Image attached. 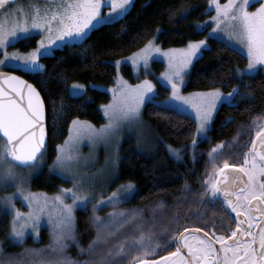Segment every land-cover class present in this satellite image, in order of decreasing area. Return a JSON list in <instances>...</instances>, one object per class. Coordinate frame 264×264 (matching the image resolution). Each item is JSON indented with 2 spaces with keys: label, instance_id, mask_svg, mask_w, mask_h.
<instances>
[{
  "label": "snow or ice",
  "instance_id": "1",
  "mask_svg": "<svg viewBox=\"0 0 264 264\" xmlns=\"http://www.w3.org/2000/svg\"><path fill=\"white\" fill-rule=\"evenodd\" d=\"M133 2L43 0L25 9L11 7L15 0H0V69L16 67L33 75L42 73L47 66L41 63V57L54 55L58 47L83 43L93 31L123 19ZM207 3L205 14L208 11L215 14L192 25L197 32L207 30L204 38L188 39L180 46L162 48L156 43L158 36H154L131 55L113 61L118 71L114 86L108 89L112 99L100 106L107 123L96 127L79 116L72 118L69 135L57 145L56 157L49 166L50 172L69 180L72 186H61L52 194L43 190L32 191L28 186L33 174H39L43 166L46 137L43 97L39 89L23 76L0 70V191L8 187L15 189L0 196V208L11 211L9 236L13 240L22 243L29 229L38 234L42 220L47 221L51 236L50 243L44 247L23 249L22 255L31 258L27 262L9 259L0 261V264H116L115 258L122 255L130 257L127 264H264V118L252 121L255 133L243 145L246 151L240 153L241 158L237 162L224 158V141L207 151L211 170L206 178H202L204 190L199 196L220 197L224 205L235 213L234 227L231 223L222 224L226 229L224 232L218 233L214 223L211 226L206 223L205 227L190 232L175 216L176 230L166 237L168 246L161 247L151 228L147 232L144 230L146 221H137L139 209L118 207L124 199L131 197L135 187L133 182L118 185L107 196L101 193L97 199L95 177L103 170L91 175L80 170L82 157L78 146L81 141L106 140L115 135L124 122L142 123L141 112L147 102L191 110L195 117V130L191 144L184 147L195 149L198 137L210 128L219 107L231 104L239 92L238 87L228 93L219 87L182 91L187 87L186 78L191 75V67L205 51L212 50L209 39L224 36L245 49L247 67L234 69L238 75L250 74L258 66L264 70V0H225L224 3L207 0ZM147 31L145 28L137 33L133 42L143 39ZM160 31L157 29V33ZM33 34L40 37L36 47L26 52L8 51L11 44ZM156 55L167 61V69L160 75L170 87V94L161 101L154 99L158 93L151 80L145 78L130 84L119 74L120 66L129 62L137 69V78L141 67L145 74L151 72L150 62ZM84 91L85 85L76 82L70 89L74 96L82 95ZM166 147L176 157L184 150L170 145ZM231 158L235 159L234 156ZM20 168L29 169V173L19 171ZM17 197L24 202L27 211L16 207ZM88 204L92 206L88 222L95 228L96 236L84 247L77 238L75 211ZM104 205H112L113 211L101 217L96 213ZM130 222L132 234L112 242L116 231ZM161 231L167 232L168 228L162 227ZM69 241L76 242L79 252L87 253L88 258L78 260L71 257L66 251ZM133 249L137 255H131ZM158 250L164 251L165 255H158ZM150 253L158 258L146 259Z\"/></svg>",
  "mask_w": 264,
  "mask_h": 264
},
{
  "label": "trees",
  "instance_id": "2",
  "mask_svg": "<svg viewBox=\"0 0 264 264\" xmlns=\"http://www.w3.org/2000/svg\"><path fill=\"white\" fill-rule=\"evenodd\" d=\"M207 4V0H134L123 19L93 31L83 43L58 47L54 55L41 57L42 64L47 66L42 73L33 75L23 72L41 92L47 109L45 165L39 174L30 179L32 189L55 192L61 185H68L66 179L50 172L49 166L56 157L57 145L68 135L73 117L79 116L96 125L104 122L100 106L107 103L111 95L106 90L91 87L90 84L113 83L116 75L113 61L143 46L157 33V29L161 30L158 41L164 47L180 46L188 39L207 36V30L197 32L192 26L195 21L210 15L211 12L205 14ZM145 28L148 29L147 35L134 43L133 37ZM37 38L38 36L33 38L32 46ZM209 44L212 50L205 51L203 57L191 67L185 90L221 87L229 91L237 85L239 92L235 95L234 102L219 107L208 135L198 139L195 149L184 147L191 144L195 119L175 108L147 102L143 108V117L151 132V146L140 149L134 146L133 139L125 138L120 147L121 159L116 182L131 181L135 187L131 197L124 199L118 207L126 210L139 209L137 221H146L144 230L147 232L150 227L160 245L163 239L160 234L165 233L161 228L167 227V232H175V216L180 218L182 227L188 225L190 209L196 206L195 200L202 199L199 193L204 190V185L198 178L201 176L202 166L206 165L201 162L203 156L192 153L208 151L220 141L226 142L223 151L243 149L247 142L245 138L253 134L252 121L264 116V71L238 77L234 69L247 63L246 56L218 38L209 39ZM153 67L159 72L163 69V64L154 62ZM123 69L125 76L133 80L131 66L126 64ZM73 82L83 83L88 87L82 95L74 96L69 91V85ZM158 89L161 95L157 98L168 95L167 88L158 84ZM229 118L232 119L229 121ZM166 145L184 150L176 157L170 154ZM112 211V205H104L98 208L96 214L105 217ZM91 215V204L77 209L75 215L77 238L84 247L96 236L95 228L88 222ZM10 221V215L0 208V261L24 259L27 262L31 258L22 255L23 249L46 246L48 229L42 228L37 240L28 237L25 243L19 244L9 236ZM128 234H132L131 222L116 231L111 240H122ZM66 251L78 260L88 258L87 253L79 252L76 242ZM136 253L134 249L131 250V255ZM115 259L116 264H126L130 257L122 255Z\"/></svg>",
  "mask_w": 264,
  "mask_h": 264
},
{
  "label": "rangeland",
  "instance_id": "3",
  "mask_svg": "<svg viewBox=\"0 0 264 264\" xmlns=\"http://www.w3.org/2000/svg\"><path fill=\"white\" fill-rule=\"evenodd\" d=\"M42 2L43 1H40V0H18L17 2L13 3L11 5V7L16 8L17 6H20L22 8L27 9V7L30 4H32V3H42ZM220 2L221 3H224L225 0H220ZM253 6H255V5H253ZM207 8H208V4H207ZM208 12H211V13L205 19H203V20H197L195 22H203V21L207 20L209 16L215 14L214 11H208ZM186 13H187V11H185V14ZM154 36H158V33H156ZM154 36H152V37H154ZM218 39L225 41L227 44H229L230 46L238 49L239 51H241L246 56L245 49L241 45H239L237 43L230 42L224 36H220ZM193 40H196V39H193ZM156 43L159 44V45H161L162 48H168V47H164L158 41V39L156 40ZM208 43H209V40H208ZM11 45L8 47V51L9 52H11L13 50H19L21 52L28 51V50H20V49H17L16 47H11ZM141 47H143V46H141ZM170 47H172V46H170ZM137 50L138 49H136L135 51H137ZM135 51H133V52H135ZM133 52H131L130 54L125 55V56H129ZM125 56H123V57H125ZM120 58H118V59H120ZM154 62H161L163 64V69L161 71H159V72H156L155 69H154V67H153V63ZM126 64H128V65L131 66L133 80L127 78L125 76V74H124L123 67ZM150 67H151V70L152 71L149 72V73H147V74H145L144 69L142 67L139 68V70H138V78H137V69H135L130 64V62H129V63L122 64L120 66V68H119V74L126 81H128L130 84L139 83L140 81L144 80L145 78L151 80L153 82V84L156 85V89L155 90L158 93V95H156L154 99L156 101L164 100L170 94V87L167 86L166 81H164L161 78V75L160 74L163 73L167 69V61H166L165 58L156 55L151 60ZM246 67H247V63L243 67H240L239 69H246ZM5 68H16V67H5ZM117 71L118 70L116 69V75H117ZM259 71H264V70H262L258 66L257 69L254 72L250 73V74H243V75H238L237 74V76L238 77H242L244 75H252V74H255V73L259 72ZM73 83H71L69 85V91H70L71 86H72ZM76 83H78V82H76ZM80 84H83V83H80ZM114 84H115V79H114L113 83H111L109 85L90 84V86L91 87L100 86V87H95V88L108 91V89H110L111 87H113ZM158 84H160L161 86H163V87H165V88L168 89V95L167 96L161 97V98H157V96L161 95V92L158 89ZM84 85H85V91H86V89H87L88 86L86 84H84ZM234 87H238V86L235 85ZM219 88H221V87H219ZM232 89L229 90V91H226V90H224V89L221 88V90L223 92H225V93H228V92L232 91ZM182 91L189 92V91L185 90V87L182 88ZM192 91H195V90H192ZM110 95H111V93H110ZM234 98H235V96H234ZM234 98L232 99L231 103L234 102ZM111 99H112V96H111L110 100ZM169 107H172V106H169ZM172 108H175V107H172ZM175 109H177V108H175ZM177 110L180 111V112L187 113L188 115L192 116L195 119L194 113L191 110H181V109H177ZM214 117H215V115H214ZM263 117H261V118H263ZM141 121H142V123H139V124H137V123H129V122L122 123L120 125V130L117 131L115 133V135H113L112 137H110V138H108L106 140H95V141L89 142L87 139H84L79 144V146H78V152L80 153V155L82 157V159L80 161V170L83 171L84 173L88 174V175H91L92 173H97V172H100L101 170H103L100 175H98V176L95 177V184H96L95 192L97 194L96 195V198L97 199H99V194L102 193L103 195L107 196L110 192H112L113 190H115L118 185L124 184V183H117L116 182V178H117L116 175H117V170H118L119 159H121L120 147H121V144H122V142H123V140L125 138H131V139H133L134 146H136V147H138L140 149H147L148 147L151 146V141H150V138H149V136L151 135V132H150L149 127L147 126V124L145 122L144 117H143V109H142V112H141ZM212 122H213V120L211 121L210 128L212 126ZM105 123H107L106 118H105V120H104V122L102 124H105ZM102 124H99V125L94 124V125L96 127H99ZM210 128L207 130V132L204 135L199 136L198 139L199 138L206 137L208 135V132H209ZM254 130H255V127H254ZM68 135H69V132H68ZM68 135H67V137H68ZM114 158L116 159L115 165L113 164V159ZM52 163L50 165H52ZM44 165H45V156L43 157V166L39 169V171H41V169L44 167ZM18 170L21 171V172H23V173H25V174H28L29 173V169H27V168H20ZM34 175L35 174H33V176ZM67 181H68V185H61V186H63V187H71L72 186L71 185V182L69 180H67ZM29 183H30V181H29ZM28 186L30 187V189L32 191H37L35 189H32L31 186H30V184ZM58 190H59V188L55 192H57ZM14 191H15L14 188L8 187V188L0 191V196L5 195L6 192H14ZM45 192H47V191H45ZM55 192H47V193L52 194V193H55ZM15 203H16V207L18 209H20L21 211H27V207L25 206L24 202L19 197H17ZM79 208L80 207H78L77 209H79ZM77 209H76V211H77ZM2 210H4L5 212H7L10 215V218H12L11 211L8 208H2ZM76 211H75V215H76ZM42 228H47L48 229L49 238H48L47 244H46V245H48L50 243L51 236H50V228H49V225H48V223H47L46 220H42V222L40 224V227H39L38 234L35 233V232H33L31 229H29L27 231V233H26L25 239L28 238V237H31L32 239L37 240L41 236ZM25 239H24V241L22 243L21 242H18V241H15L13 239H12V241L13 242H16V243H19V244H23V243L26 242ZM73 243L74 242L69 241V246L70 245L72 246ZM67 250H68V248H67Z\"/></svg>",
  "mask_w": 264,
  "mask_h": 264
},
{
  "label": "flooded vegetation",
  "instance_id": "4",
  "mask_svg": "<svg viewBox=\"0 0 264 264\" xmlns=\"http://www.w3.org/2000/svg\"><path fill=\"white\" fill-rule=\"evenodd\" d=\"M35 36H38L36 41L39 40L40 38L39 35L33 34L27 39H21L17 43L12 44L11 47H16L17 49H20V50H29L33 47H36V41H35V45L32 46V43L34 40L33 38ZM5 69L13 70L21 75H24L23 72H27V71L18 70L17 68H4L1 70H5ZM254 133H255V130L253 131L252 136L254 135ZM252 136L246 137L245 140H247V142L250 141ZM243 151H246V148H243L240 150H234V151H224L225 153L224 158H229L230 162H237L241 158L240 153H242ZM192 154L204 157V159L201 160V162L203 165H206L207 167L202 166L201 171H200L201 176L198 178L199 180H202V178H206L207 173L211 170V165L209 163V157L207 156V151H198ZM233 156L235 157V159L231 158ZM217 163L218 164L222 163V161H217ZM195 203H196V206L192 207L188 214V220H189L188 225L184 227H188L189 230L193 231L195 228L205 227L206 223H208L209 226H211L212 223H214L218 233L226 231V229L222 227V224L226 225V224L231 223V226L234 227L235 213H233L230 208L224 205L220 197H215V198L204 197L202 199L195 200ZM180 230H182V228ZM172 234H174V232H165L163 235L160 234L163 238L161 242V247L168 246L166 237ZM168 250H172L171 247H168ZM137 254L138 253H136V255ZM158 255H161V256L165 255V252L162 250H158ZM145 258L153 260V259H157L158 257L150 253Z\"/></svg>",
  "mask_w": 264,
  "mask_h": 264
},
{
  "label": "water",
  "instance_id": "5",
  "mask_svg": "<svg viewBox=\"0 0 264 264\" xmlns=\"http://www.w3.org/2000/svg\"><path fill=\"white\" fill-rule=\"evenodd\" d=\"M18 0H15V2H17ZM40 1H43V0H40ZM2 71H5V72H15V71H13V70H8V69H5V70H2ZM17 75H19V76H23L24 77V79L25 80H27L28 82H30V83H32L31 81H29L24 75H21V74H19V73H17V72H15ZM32 84H34V83H32ZM35 85V84H34ZM41 93V92H40ZM41 96H42V94H41ZM43 97V96H42ZM43 100H44V98H43ZM44 105H45V126H46V137H45V149H46V144H47V140H48V132H47V109H46V104H45V101H44ZM255 130H256V128H255ZM190 231H192V230H190Z\"/></svg>",
  "mask_w": 264,
  "mask_h": 264
}]
</instances>
